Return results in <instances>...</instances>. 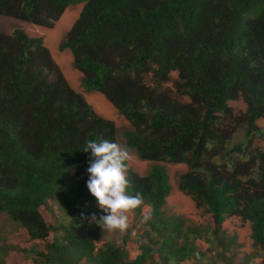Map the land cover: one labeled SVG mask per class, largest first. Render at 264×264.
I'll list each match as a JSON object with an SVG mask.
<instances>
[{"label": "trees", "instance_id": "1", "mask_svg": "<svg viewBox=\"0 0 264 264\" xmlns=\"http://www.w3.org/2000/svg\"><path fill=\"white\" fill-rule=\"evenodd\" d=\"M74 6L78 17L59 50L71 53L82 88L103 94L130 122L121 143L141 160L185 163L178 190L210 215L214 227L206 230L219 242L226 218L239 215L264 252V149L245 151L242 142L226 148L241 127L244 140L263 134L256 121L264 120V0H0V15L51 28ZM52 66L41 38L21 29L0 33V217L44 244L38 264H216L202 261L209 250L195 246L210 239L163 211L170 185L158 164L143 177L128 173L129 194L144 198L131 211L141 220L137 235L97 247L95 221L82 235L97 211L81 175L91 158L84 149L90 140L117 142V129L61 76L50 82ZM174 71L176 89L188 98L178 109L158 92ZM238 99L246 111L235 115L228 102ZM186 152L192 157L184 160ZM233 152L239 157L231 158ZM221 153L228 166L210 162ZM48 200L70 220L64 241L49 243L53 228L41 212ZM144 205L150 206L147 220ZM133 245L136 254L129 251ZM16 251L2 247L0 257Z\"/></svg>", "mask_w": 264, "mask_h": 264}, {"label": "rangeland", "instance_id": "2", "mask_svg": "<svg viewBox=\"0 0 264 264\" xmlns=\"http://www.w3.org/2000/svg\"><path fill=\"white\" fill-rule=\"evenodd\" d=\"M80 11V6L69 7L65 13L56 21L51 28L41 27L32 23L14 19L0 15V33L4 35H11L13 29H21L30 38H41L42 44L52 58L54 64L48 69L47 77L51 82L57 76L63 77V80L77 93L81 94L84 99L91 105L96 113L114 123L117 129V143L122 144L123 140L121 134L125 130H132L130 122L123 116L118 115L115 108L101 95L99 92L90 91L87 92L81 86L82 74L73 66V58L68 50L60 51L59 45L65 40L67 32L70 30L72 24L77 19ZM31 50V49H29ZM151 80V76H149ZM178 81V73L176 71L171 72L169 75L168 83L165 84L158 92L164 94L167 98V102L178 109L181 104L188 102V98L181 95V92L176 89L174 84ZM228 106L231 107L233 114L244 113L246 111V105L242 99L228 102ZM257 126L263 130V134L251 133L244 140L245 128L241 127L237 130L236 135L232 141L226 145L227 149H231L242 142V149L245 151L254 149H264V120L259 119L256 121ZM122 142V143H121ZM132 150V159L128 161V169L135 175L143 177L150 171L152 165H162L168 174V183L170 185L169 195L165 199L163 211L168 216H179L185 221V226H191L194 229L199 228L202 235L210 239L209 243L204 241V238L195 241V246L201 251L209 250L206 253V257L202 259L217 260L216 264H241L245 256H251L249 262L246 264H264V252L252 244L249 234V223L243 221L239 215H229L221 226V231L218 236L219 242L213 237L212 232L206 230V228H213L214 224L210 215L205 214L202 208L196 206L195 202L190 196L182 193L178 190V184L182 174L188 171V166L185 163L174 164L168 161H147L141 160L137 153ZM184 160L192 157L191 152H186ZM231 158L239 157L238 152H233ZM227 154L221 153L218 157H215L210 162L219 164L220 166H228ZM203 163L207 162L208 157L203 159ZM87 168H83L82 176L88 177L86 171ZM202 171H193L194 174H200ZM81 178V177H79ZM150 211L149 205H144L141 208V214L143 219L147 217ZM42 215L46 224L53 228L49 234V243L58 239L64 241V235L67 234V230L70 228L69 218L64 216V213L59 209L58 205L48 200L47 203L41 208ZM97 219L102 215V211L97 206L95 212ZM128 215V228L125 231H109L106 227L101 226L99 235V244L97 247L104 246L105 242L120 243L125 240V237H133L137 235L140 229V221H136L135 215L130 211ZM91 219L87 220V226L80 228L82 235L87 236L89 228H91ZM96 222V221H95ZM14 224L7 216L0 217V248L7 246L11 249L18 251L7 254V259L0 257V264H38V250L45 249L42 242H32L25 235L24 231H20L11 225ZM12 229H11V228ZM188 227H186L187 229ZM76 232L77 229H74ZM206 230V232H204ZM212 240V241H211ZM97 242V243H98ZM21 249H26L29 254L24 256L20 253ZM129 251L132 254L138 253L135 246H129ZM195 261L184 260L180 264H193ZM80 264H86L81 261Z\"/></svg>", "mask_w": 264, "mask_h": 264}, {"label": "clouds", "instance_id": "3", "mask_svg": "<svg viewBox=\"0 0 264 264\" xmlns=\"http://www.w3.org/2000/svg\"><path fill=\"white\" fill-rule=\"evenodd\" d=\"M50 59L54 64L51 57ZM86 103L88 104L87 101ZM93 111L97 114L94 109ZM84 151L91 153L86 169L88 173L86 186L103 213L99 219H97L96 213H92L91 221H96L99 226L106 227L109 231H125L128 228L127 213L144 204L141 193L136 192L135 195H131L128 191L131 187L128 161L132 159V150L127 145L100 139L99 141H88ZM148 218L145 217V220Z\"/></svg>", "mask_w": 264, "mask_h": 264}]
</instances>
